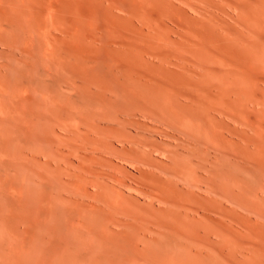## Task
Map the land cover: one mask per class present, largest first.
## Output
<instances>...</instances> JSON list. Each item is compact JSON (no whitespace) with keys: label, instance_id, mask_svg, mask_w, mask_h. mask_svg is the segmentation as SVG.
I'll return each instance as SVG.
<instances>
[{"label":"bare ground","instance_id":"1","mask_svg":"<svg viewBox=\"0 0 264 264\" xmlns=\"http://www.w3.org/2000/svg\"><path fill=\"white\" fill-rule=\"evenodd\" d=\"M124 1L0 0V264H264V0ZM44 122L138 170L70 162L67 233Z\"/></svg>","mask_w":264,"mask_h":264},{"label":"rangeland","instance_id":"2","mask_svg":"<svg viewBox=\"0 0 264 264\" xmlns=\"http://www.w3.org/2000/svg\"><path fill=\"white\" fill-rule=\"evenodd\" d=\"M128 1V2H127ZM124 2H127L126 4L127 5H125V6H130V4H132V2L130 1V0H125ZM128 3H129V5H128ZM125 4V3H124ZM0 50H2V49H0ZM101 60H100V66L101 67H103V69L99 66V68H101V70H99V68L97 69V73H99L100 74V76H102L103 75V73L106 75V73H105V69H104V62L106 61L105 60V58L106 57H104L103 55L101 56ZM104 58V59H103ZM102 62V63H101ZM103 65V66H102ZM99 70V71H98ZM103 73H102V72ZM99 76V75H98ZM83 108V109H82ZM82 108H81V112L82 111H84V112H82V114H83V116L88 120V117L91 115V113H92V111H91V113H89L88 112V110H95L96 108H94V107H92V108H90V107H84L83 105H82ZM108 108V107H107ZM110 108L115 112V110L112 108V107H109L108 109H107V112L108 113H110V115H113V111H111L110 110ZM101 110H104V109H101L100 108V110L98 109V111H100L101 112ZM88 113H87V112ZM106 111V109L104 110V112ZM95 111H93V113H94ZM99 112V113H100ZM87 113V114H86ZM96 113V114H95ZM94 114L97 116H95L94 114V116L96 117H94V116H92L94 119H93V122L94 121H96L97 120V118L99 117V115H97V113L98 112H95ZM112 113V114H111ZM82 114H80V117L82 116ZM88 116V117H87ZM79 117V118H80ZM84 117H82V118H84ZM92 117L91 118H89V119H92ZM82 118H81V120H82ZM84 118V119H85ZM83 119V120H84ZM86 121V120H85ZM48 122V121H47ZM47 122H44V124H42V126L40 127V125H39V128H38V130L41 132V134H42V132L43 133H45V135H37L36 136V138L38 137V136H42L43 138H41L42 140H39L40 139V137L39 138H37V140H39V142H37V140H34V141H36V142H34L35 143V145L38 147V145L39 144H36V143H42V146H43V148H44V150H46V149H48L46 152L48 153V155H50L51 156V159H50V162H49V174H48V179H49V176H50V178H52V176H56L57 177V173H56V171L59 169L60 170V172H61V175L59 176V177H57V178H55V179H57L56 181H55V179H54V177L51 179V180H53V182H52V184H55L54 186H56L57 185V190H54V192L52 193V195L53 196H55L56 194V196H55V198L56 199H59V201H60V203L59 204H57V206H56V210H55V214H54V217H53V222H58V225H56L57 223H54L55 225H56V227L57 226H59V224H61L59 227H58V229H60V231H62V232H66L67 231V227L69 226V223H68V219H66V217H68V216H66L67 215V213H65V212H67L66 210H67V208H68V203H69V200H70V197H69V193L67 192V191H63L62 193H61V195H58V191L61 189H67L66 188V185H68V184H70L73 180H71L72 179V177H71V179H69V173L72 171V173H74L73 172V168L71 169V168H67V166L69 167L70 165H73V167L76 165L77 167H78V165H80V163L81 162H83L82 164L84 165V166H86V167H90V164L92 163H90V161H92V159H91V156H94V158L97 160V161H93V162H95V163H93V164H95L94 166H93V164H92V166L94 167V168H96L95 166H97V168L96 169H99L100 170V168H102V167H104L103 169H101V170H106L107 172L108 171H110V167L112 166V171L115 169V167H117V166H120V168H125L127 171H129V173H132L134 176H136V175H138V170L136 169H134V168H132V167H129L130 165H127V162H126V160H125V158L126 157H124V156H126V155H114V154H110V153H108L107 154V152H103V149H102V152H100L99 150H97V152L95 151L94 152V154H96V157H101L102 158V160L101 159H99V158H96L95 157V155H91L90 153H92L90 150L92 149V143L91 142H88L89 141V138H90V140L92 141V139H95V137H93L94 136V134L92 135V134H90L88 137H84L83 136V138H84V142H80V140H83V138L81 139V132L82 131H86V129H83V126H82V128H80L81 130H79L80 132H79V138L78 139H76L78 136L77 135H75L74 136V138L76 139L75 140V145H76V147L74 148V149H77V148H79V149H77V151H76V153L74 154L75 156L78 154V152H79V154L80 155H82V157H80L79 159L76 157V159H78V160H76L74 157H72V155H71V153H74V152H72V151H74V149H73V147H74V143H72L71 142V145H69V147L67 148V146H68V144H70V142H69V140L70 141H72L70 138H68L67 139V137H70L69 135L70 134H68L67 132H61L62 131V129H59L58 127H57V124H56V127L55 126H53L52 128H51V124H49V125H47V128H46V130L45 131H43V128H45L44 126H45V124L47 123ZM51 122V121H50ZM88 122H90L89 120H88ZM92 122V121H91ZM52 123V122H51ZM54 123V122H53ZM40 124V123H39ZM101 126H103V127H108L109 125H106V123H101L100 124ZM55 127V128H54ZM103 127H101V128H103ZM35 128H36V125H35ZM56 131V133H55V131ZM135 130H132V129H128V132L129 133H131V134H133L132 136H136V134L138 135V130L136 129V128H134ZM52 130V131H51ZM61 130V131H60ZM53 131H54V133H53ZM40 132L38 133V134H40ZM67 135H66V134ZM36 134H37V130H36ZM60 134V135H59ZM65 134V135H64ZM64 135V136H63ZM74 135V134H73ZM83 135V134H82ZM92 135V136H91ZM59 136V137H58ZM71 136H72V134H71ZM63 139H61V138ZM50 138V139H49ZM58 138H59V140L60 141H58ZM71 138H73V136L71 137ZM65 140L68 142H65ZM85 141H87V142H85ZM157 141H159V140H157ZM60 142V143H59ZM66 144L67 143V145L65 146L64 144ZM80 143H82V144H84V145H82V144H80ZM85 143H87V144H90V148L88 147V149H87V144H86V146H85ZM114 143V144H113ZM118 143H120V142H118V141H112L111 142V148L112 149H114V150H116V151H120L121 149L123 150L124 148L126 149L127 147V149H129V146H128V144H122V143H120V144H118ZM49 144H51V145H49ZM56 144V145H55ZM66 147V149H67V151L66 152H64L66 149L65 148H63V145ZM79 144V145H78ZM41 145V144H40ZM39 145V146H40ZM57 145L59 146V145H61L60 147H62V149L60 148V153H62L63 154V152L65 153V154H63V155H61L60 153H58L59 152V148H57ZM42 146H40V147H42ZM70 146H71V151H68V150H70ZM73 146V147H72ZM83 146H85V147H83ZM115 146V147H114ZM123 146V147H122ZM39 147V148H40ZM45 147H47V148H45ZM84 148H86V149H84ZM100 148V147H99ZM118 148V149H117ZM57 149V150H56ZM63 149H65V150H63ZM43 150V151H44ZM62 150H63V152H62ZM80 150V151H79ZM86 152H85V151ZM58 151V152H57ZM69 152V154H70V156H69V158H66V156H68L67 155V153ZM83 153V154H82ZM85 153V154H84ZM101 153V154H100ZM56 154H57V156L58 157H61L60 159H62V156H64L63 157V163L62 162H60L59 164L61 165V167H60V165H58V162L57 161H59V158H57V160H56ZM103 154H105V155H103ZM61 155V156H60ZM73 155V156H74ZM100 155V156H99ZM102 155V156H101ZM108 155V156H107ZM110 155V156H109ZM117 157H119V158H117ZM122 159H121V158ZM73 158V159H72ZM105 158V159H104ZM114 158V159H113ZM153 158L155 159H157V161H159V162H161V163H164V164H168L169 162L164 158V157H162L161 155H153ZM81 159V160H80ZM101 160V161H99V160ZM118 159V160H117ZM69 160V161H68ZM71 160V161H70ZM104 160V161H103ZM108 160V161H107ZM67 161V162H66ZM110 161V162H109ZM122 161V162H121ZM71 162V163H70ZM80 162V163H79ZM105 162H106V165H105ZM35 164H36V162H34ZM69 163H70V165H69ZM101 163H103V164H101ZM108 163V164H107ZM112 163V164H111ZM124 163H126V164H124ZM35 164H33V166H35ZM64 164H68V165H64ZM100 166H102V167H100ZM63 165V166H62ZM109 165H111L110 167H108ZM115 165V167H113ZM37 166V165H36ZM58 166L60 167V168H58ZM66 166V167H65ZM99 167V168H98ZM36 167H34L33 168V170L36 172L38 169L36 168ZM108 168V169H107ZM67 169H68V171H70L69 173H67L68 171H67ZM71 169V170H70ZM75 169H76V167H75ZM63 171H65V174H64V172ZM77 171V170H76ZM112 171H111V173H112ZM115 172L116 171H118V170H114ZM114 171H113V173L112 174H117V173H114ZM77 172H79V171H77ZM54 173H55V175H54ZM62 173H63V175H62ZM76 173V172H75ZM110 173V172H109ZM52 175V176H51ZM34 177H35V174L33 175ZM60 177H61V179H60ZM34 179H37L36 177L34 178ZM34 179H33V181H34ZM50 180V179H49ZM50 180V181H51ZM68 181V182H67ZM34 182H36V180L34 181ZM34 182H32L33 184H32V196H31V206H33L34 207V212L35 213H33L34 214V216L38 213V208H39V204H38V197H36L37 198V200H36V198L35 199H33L32 197L35 195H37V192H40V186H39V182H38V180H37V183H35L34 184ZM60 182V183H59ZM62 182V183H61ZM70 182V183H69ZM51 183V182H50ZM68 183V184H67ZM61 184V185H60ZM130 186L132 185L133 187H136V186H134L132 183H128ZM59 185V186H58ZM65 185V186H64ZM39 188V189H38ZM59 189V190H58ZM39 190V191H38ZM88 190H89V192H91V193H93L94 191V189L92 188V187H88ZM67 195H68V197H67ZM125 195L126 196H131L132 194H129V193H126L125 192ZM57 196H58V198H57ZM71 196V195H70ZM67 197V200H65L64 201V199ZM132 197H135V198H137L136 196H132ZM64 198V199H63ZM138 199V198H137ZM56 201H58V200H56ZM140 201H142V200H140ZM2 203H3V201H2ZM64 204V206L66 207H64L63 206V204ZM4 204V203H3ZM55 204V202L53 203V205ZM56 205V204H55ZM64 209H63V208ZM32 208V207H31ZM65 211L64 213L66 214H64L63 213V210ZM33 210V209H32ZM58 213V215H56ZM50 214V213H49ZM51 215H53V212L51 211V214H50V220L52 219V217H51ZM92 216L96 219V218H98V215L95 213V214H92ZM63 217H65V218H63ZM55 219L57 220V221H55ZM63 219H66V220H63ZM59 220V221H58ZM67 224V225H66ZM67 228V229H66ZM112 229H114V230H112ZM117 227L115 228V226H113V227H111V231H117ZM65 230V231H64ZM70 230V229H69ZM68 230V231H69ZM71 231H74L73 229H71ZM67 233V232H66ZM96 238H94L93 240L95 241V239H97V242L95 241L94 242V245L96 246L100 241H102L101 239H98L99 237H97V236H95ZM98 247H100L101 246V244L99 243V245H97Z\"/></svg>","mask_w":264,"mask_h":264}]
</instances>
